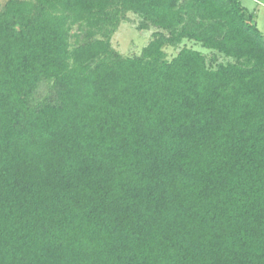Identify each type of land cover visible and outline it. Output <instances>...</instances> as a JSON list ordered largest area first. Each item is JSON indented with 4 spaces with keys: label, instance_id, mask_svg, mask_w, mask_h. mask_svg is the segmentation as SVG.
Listing matches in <instances>:
<instances>
[{
    "label": "trees",
    "instance_id": "trees-1",
    "mask_svg": "<svg viewBox=\"0 0 264 264\" xmlns=\"http://www.w3.org/2000/svg\"><path fill=\"white\" fill-rule=\"evenodd\" d=\"M124 11L168 36L113 55L93 37ZM184 40L236 62L187 48L168 61ZM0 264H264L256 14L241 0H9Z\"/></svg>",
    "mask_w": 264,
    "mask_h": 264
},
{
    "label": "rangeland",
    "instance_id": "rangeland-1",
    "mask_svg": "<svg viewBox=\"0 0 264 264\" xmlns=\"http://www.w3.org/2000/svg\"><path fill=\"white\" fill-rule=\"evenodd\" d=\"M8 1L9 0H0V12L4 10ZM241 2L248 11L254 12L256 14L258 27L264 33V7L254 0H241ZM119 9L120 8L117 7V10ZM113 11H115V9H113ZM119 17V21H115L114 24L107 25L104 27L103 31L96 33L93 37V39H104L109 41L113 55L126 59L140 57L143 54V50L150 44V42L155 39L158 33H164L168 36V32L149 24L138 14L132 11H124L119 15ZM76 31L77 27H74L72 33H75ZM86 34L87 32H84L82 37ZM184 48L203 53L207 58L209 66L213 69L218 68V66L221 64L236 62L235 59L229 58L223 53L207 49L201 43L189 40H184L179 46L176 47L165 46L163 48L165 58L168 61L173 60ZM47 90L48 83L41 87L39 95H45Z\"/></svg>",
    "mask_w": 264,
    "mask_h": 264
},
{
    "label": "crops",
    "instance_id": "crops-1",
    "mask_svg": "<svg viewBox=\"0 0 264 264\" xmlns=\"http://www.w3.org/2000/svg\"><path fill=\"white\" fill-rule=\"evenodd\" d=\"M256 1L258 4L262 5V7H264V0H254Z\"/></svg>",
    "mask_w": 264,
    "mask_h": 264
}]
</instances>
